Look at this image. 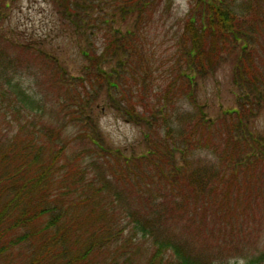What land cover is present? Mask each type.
<instances>
[{
  "label": "trees",
  "instance_id": "16d2710c",
  "mask_svg": "<svg viewBox=\"0 0 264 264\" xmlns=\"http://www.w3.org/2000/svg\"><path fill=\"white\" fill-rule=\"evenodd\" d=\"M163 1L53 0L82 40L88 65L79 77L0 29V264H231L197 248L187 229L230 218L233 196L264 179V137L252 132L264 111V0H193L180 70L146 97L130 75L145 59L140 28ZM109 7L112 18L137 16L134 30L108 28ZM98 32L106 34L101 49ZM229 56L238 106L213 119L198 103L199 79ZM33 66L38 89L24 80ZM104 93L149 130L146 152L105 145L86 113ZM57 106L58 121H48ZM72 123L76 139L67 135Z\"/></svg>",
  "mask_w": 264,
  "mask_h": 264
},
{
  "label": "rangeland",
  "instance_id": "374dc122",
  "mask_svg": "<svg viewBox=\"0 0 264 264\" xmlns=\"http://www.w3.org/2000/svg\"><path fill=\"white\" fill-rule=\"evenodd\" d=\"M192 1L164 0L150 23L140 28L146 54L142 64L138 65L139 69L134 66L130 78L131 87L137 89L138 83L144 87L146 97L159 93L160 88L164 89L173 74L180 70L177 64L180 60L179 43ZM0 7H3L0 12V29L10 35L12 40L22 45L34 43L35 46H42L46 54L52 55L74 77L83 73L88 62L80 54L78 41L82 40L72 35L65 20L61 21L53 0H0ZM104 14L109 21L108 28H119L125 32L134 30L138 18L134 15L124 19L120 16L112 18L111 7ZM105 36V32H98L93 38L98 49L102 48ZM24 56L36 62L35 55L26 53ZM234 64V57L229 56L218 65L214 75L199 79L198 103L207 106L205 111L208 117L216 119L225 109L238 106L232 85ZM135 69L138 71L135 72ZM40 73L39 66L30 68V73L24 77L26 85L38 89L34 74ZM133 75L136 78L132 79ZM49 96V100L54 102L58 96L57 91L51 89ZM109 103L104 93L86 112H91L105 145L124 152L126 156H138L146 152L145 137L149 130L125 118L124 111L115 106L117 103L114 106ZM182 104L187 108L184 102ZM56 108L49 111L51 115L48 121L51 118L58 121L61 112L58 106ZM71 111L74 112L75 108ZM252 126V132L263 138L264 111L258 114ZM77 130L75 123L68 127L67 135L70 139H76L74 136ZM261 180V183L253 181L249 189L243 186L238 198L233 196L236 212H231L230 218H214L206 222L200 220L196 228L187 229L190 240L194 241L197 248L206 250L217 260L231 264H249L255 259H264L261 258L264 256V179ZM260 264H264V261Z\"/></svg>",
  "mask_w": 264,
  "mask_h": 264
}]
</instances>
